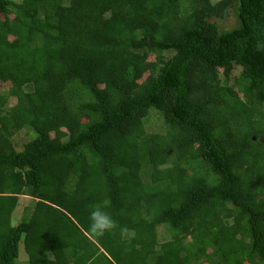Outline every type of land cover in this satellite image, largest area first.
Masks as SVG:
<instances>
[{"label":"trees","instance_id":"16d2710c","mask_svg":"<svg viewBox=\"0 0 264 264\" xmlns=\"http://www.w3.org/2000/svg\"><path fill=\"white\" fill-rule=\"evenodd\" d=\"M0 84V264H264V0H0Z\"/></svg>","mask_w":264,"mask_h":264},{"label":"rangeland","instance_id":"374dc122","mask_svg":"<svg viewBox=\"0 0 264 264\" xmlns=\"http://www.w3.org/2000/svg\"><path fill=\"white\" fill-rule=\"evenodd\" d=\"M19 1V0H16ZM217 0H211V2H216ZM235 21H234V17L232 15H229V17L227 19L221 20L219 21L218 25L220 26V28H230L234 25ZM167 56H170L172 54L171 51L166 52L165 53ZM152 59V57H151ZM239 70H236L235 72L232 73V76H238ZM229 84H232V80L229 82ZM8 88V84H0V94H2L4 91H6V89ZM10 103H8L9 105H12L15 102L14 98H10ZM6 107V106H5ZM156 117L154 115H151V119H150V124L152 125V128H155L159 125V121L157 119H155ZM31 136L25 132V130L20 131L14 138H13V143L15 145V147L17 148H21L23 143L26 142L28 139H30ZM24 212H25V205H24V201H22L21 203H19L17 205V207L15 208L13 214H12V225H16L17 223H19L21 221V219L24 216ZM22 213V214H21ZM163 229L159 228V234L163 235ZM163 237V236H161ZM165 238V236H164ZM26 253L24 252L23 246L22 244H20L19 247V255H18V259H17V263L18 264H26Z\"/></svg>","mask_w":264,"mask_h":264},{"label":"clouds","instance_id":"9594fccd","mask_svg":"<svg viewBox=\"0 0 264 264\" xmlns=\"http://www.w3.org/2000/svg\"><path fill=\"white\" fill-rule=\"evenodd\" d=\"M107 203L96 206L90 212L89 230L97 238L112 232L117 225L112 216L106 211Z\"/></svg>","mask_w":264,"mask_h":264},{"label":"crops","instance_id":"0c3cea01","mask_svg":"<svg viewBox=\"0 0 264 264\" xmlns=\"http://www.w3.org/2000/svg\"><path fill=\"white\" fill-rule=\"evenodd\" d=\"M22 201H24L25 210H26V207H29V206L33 205V199L31 197H29V196H26V195L19 196L18 204L21 203Z\"/></svg>","mask_w":264,"mask_h":264},{"label":"water","instance_id":"95a60500","mask_svg":"<svg viewBox=\"0 0 264 264\" xmlns=\"http://www.w3.org/2000/svg\"><path fill=\"white\" fill-rule=\"evenodd\" d=\"M262 141L264 142V139Z\"/></svg>","mask_w":264,"mask_h":264}]
</instances>
